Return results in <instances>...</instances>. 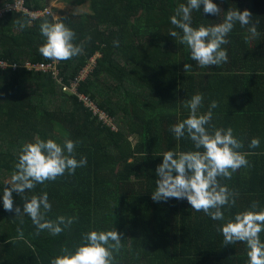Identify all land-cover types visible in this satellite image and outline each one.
Instances as JSON below:
<instances>
[{"label": "trees", "instance_id": "trees-1", "mask_svg": "<svg viewBox=\"0 0 264 264\" xmlns=\"http://www.w3.org/2000/svg\"><path fill=\"white\" fill-rule=\"evenodd\" d=\"M51 1L26 0V6L43 11ZM186 2L69 1L71 6L90 7L89 12L60 18L76 33L73 42L83 44V53L58 63L38 52L45 42L39 26L53 17L27 23L23 30L16 20L29 21L26 15L12 12L0 19V62L10 65L0 70V196L11 184L21 146L36 137L60 145L71 139L77 142L75 158H87V165L73 175L65 173L21 196L13 193L14 207L22 210L25 197L47 192L52 205L47 220L76 217L59 236L47 231L35 235L31 219L4 211L0 198V264H50L63 248L74 252L82 233L115 229L123 234V246L114 252V264H247L245 244L224 246L216 228L254 201L256 210L264 209V0H213L222 10L218 16L202 9L192 12V27L198 28L222 23L228 9H247L259 32L246 39L247 28L237 23L222 46L227 63L205 68L189 59V49L179 38L169 35L170 30L182 34L170 17ZM12 3L0 0V10ZM117 40L118 47L113 44ZM92 59L94 67L80 80ZM185 63L192 65L186 73ZM26 64L56 69L34 73ZM74 82L77 94L70 91ZM197 93L204 98L198 115L216 101L211 126L231 127L243 142L239 151L252 153L246 157L249 167L231 179L220 178L239 194L235 206L223 209L225 221L193 211L186 199H151L162 154L196 150L187 136L177 140L170 128L188 117L184 102ZM79 96L106 113L111 124L95 116ZM254 137L260 146L251 149ZM17 228L23 230V240L15 239ZM260 239L264 241V232Z\"/></svg>", "mask_w": 264, "mask_h": 264}, {"label": "clouds", "instance_id": "clouds-1", "mask_svg": "<svg viewBox=\"0 0 264 264\" xmlns=\"http://www.w3.org/2000/svg\"><path fill=\"white\" fill-rule=\"evenodd\" d=\"M201 9L203 14L211 16H218L222 11L213 0H187L186 3L180 4L175 9V14L170 17L171 24L180 29L182 34L169 31L171 37L179 38L180 43L187 46L189 59L201 68L227 63L228 52L222 46L229 43L226 37L237 23L241 28H247L250 36L246 39L259 36L256 24L252 21V13L247 9H228L222 23L194 28L192 12H201ZM29 15L35 18L36 14ZM30 22L16 20L20 30ZM39 30L45 42L38 48V52L44 59L58 63L83 53V44L73 42L76 33L59 17L54 16L51 22L45 20L40 24ZM113 44L118 47L119 41H113ZM191 68L189 63L183 65L185 73ZM203 99L202 94L197 93L185 101L184 106L189 109L188 117L170 128L177 140L187 136L196 150L179 153L166 151L162 154V163L155 169L156 188L151 193V199L154 202H167L170 198L186 199L193 211L203 212L213 221H225L223 209L226 206H235L239 194L230 190L227 185H222L220 178L231 179L233 173L242 167H249L250 162L246 157L252 153L239 151L244 145L234 136L231 127L224 129L211 126L212 109L218 107L216 101L210 103L206 113L198 115ZM79 101L82 102L80 96ZM76 143L66 139L63 145H60L52 139L41 140L39 137L35 138V142L24 143L18 155V162L14 166L11 184L2 188L0 198L4 211L14 212L15 217L28 216L37 230L35 235L47 231L52 236H59L65 228L71 227L76 217L58 216L55 221L47 220L45 215L52 208L47 192L39 196L34 195L30 199L25 197L22 200V210L20 206L14 207L13 193L21 196L38 184L54 182L65 173L73 175L77 168L85 167L86 157L79 160L75 158ZM259 146L260 140L255 137L248 145L251 149ZM257 208L258 204L254 201L249 209L236 213L234 218L216 228L223 236L224 246L237 242L245 244L247 264H264V241L260 239V234L264 232V209L256 210ZM17 233L15 239L23 240V230L17 228ZM122 239L123 234L116 229L82 233L81 243L76 246L74 252L63 248V254L52 258L50 264H114V252H119L122 248Z\"/></svg>", "mask_w": 264, "mask_h": 264}, {"label": "built area", "instance_id": "built-area-1", "mask_svg": "<svg viewBox=\"0 0 264 264\" xmlns=\"http://www.w3.org/2000/svg\"><path fill=\"white\" fill-rule=\"evenodd\" d=\"M17 13V14H21V15H26L27 17H29V19L31 20V22H37L41 19L47 18V17H53L52 16V10L51 9H45L43 11H31L27 8L26 6V0H13L12 4H7L5 5L1 10H0V18L4 17L6 14L8 13ZM30 13H35V18H33L32 16H30ZM14 70L17 69L18 66H12ZM94 65L91 63L90 66L83 72L82 77L80 78V80H83L86 75H87V71L91 70V68H93ZM8 68H10V65L6 64L5 62H0V70H7ZM25 68L30 71V72H34V73H47V72H54L55 71V66L54 65H43V64H39L37 66L35 65H31V64H26ZM77 86L78 83L74 82L73 86L71 87L70 91L74 94L77 93ZM65 91H68V89H65ZM80 100L85 104V106L87 108H89L95 116L99 117V119L101 121H105L108 124L111 123V119L110 117L100 111L89 99L85 98L84 96H80Z\"/></svg>", "mask_w": 264, "mask_h": 264}, {"label": "rangeland", "instance_id": "rangeland-1", "mask_svg": "<svg viewBox=\"0 0 264 264\" xmlns=\"http://www.w3.org/2000/svg\"><path fill=\"white\" fill-rule=\"evenodd\" d=\"M69 1H74V0H52L50 2L51 7H54L55 9L57 8H62L64 7V12L59 13L58 11H53L50 7L48 9L52 10V16H56L59 18H62L64 16H67L68 14L71 13H81V12H89L90 11V7L89 4H75V6H71V4L69 3ZM91 63L94 65L95 64V59H92Z\"/></svg>", "mask_w": 264, "mask_h": 264}, {"label": "crops", "instance_id": "crops-1", "mask_svg": "<svg viewBox=\"0 0 264 264\" xmlns=\"http://www.w3.org/2000/svg\"><path fill=\"white\" fill-rule=\"evenodd\" d=\"M64 7H65V6H64ZM64 7L55 9L54 7H51V5H50V8H51L53 11H58L59 13L64 12V11H63V10H64Z\"/></svg>", "mask_w": 264, "mask_h": 264}]
</instances>
